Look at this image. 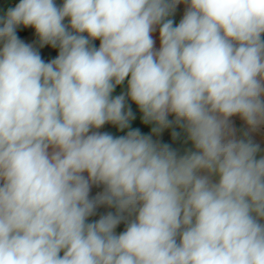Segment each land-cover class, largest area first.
I'll use <instances>...</instances> for the list:
<instances>
[{"label": "clouds", "instance_id": "clouds-1", "mask_svg": "<svg viewBox=\"0 0 264 264\" xmlns=\"http://www.w3.org/2000/svg\"><path fill=\"white\" fill-rule=\"evenodd\" d=\"M0 264H264V0L0 10Z\"/></svg>", "mask_w": 264, "mask_h": 264}, {"label": "crops", "instance_id": "crops-1", "mask_svg": "<svg viewBox=\"0 0 264 264\" xmlns=\"http://www.w3.org/2000/svg\"><path fill=\"white\" fill-rule=\"evenodd\" d=\"M19 0H0V10H5L7 7H11V6H14L15 3H18ZM57 3H62V0H57ZM97 43V46H98V41L96 42ZM120 89L118 88L117 89V93H119ZM133 110L136 111V108H135V105H133ZM237 123H239L237 121ZM134 127H139L141 126L140 123H139V113L137 112V120L134 122ZM109 128V130H112V131H115L114 129L111 128V126H107ZM142 131H147V129H143L142 128ZM167 135H165L164 138H166ZM98 189H94V192L97 191Z\"/></svg>", "mask_w": 264, "mask_h": 264}, {"label": "trees", "instance_id": "trees-1", "mask_svg": "<svg viewBox=\"0 0 264 264\" xmlns=\"http://www.w3.org/2000/svg\"><path fill=\"white\" fill-rule=\"evenodd\" d=\"M165 140H168V136L165 138ZM174 146H178V145H174Z\"/></svg>", "mask_w": 264, "mask_h": 264}]
</instances>
